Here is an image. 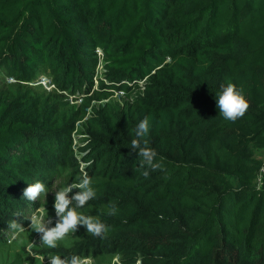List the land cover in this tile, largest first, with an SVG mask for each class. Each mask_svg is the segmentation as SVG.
I'll use <instances>...</instances> for the list:
<instances>
[{
    "label": "trees",
    "instance_id": "trees-1",
    "mask_svg": "<svg viewBox=\"0 0 264 264\" xmlns=\"http://www.w3.org/2000/svg\"><path fill=\"white\" fill-rule=\"evenodd\" d=\"M100 63L127 99L95 108L79 147L111 229L99 244L133 263L264 264V0H0V71L76 91ZM228 83L250 103L235 122L216 106ZM55 107L0 94V232L28 184L80 171L79 119ZM145 116L163 166L147 178L130 149Z\"/></svg>",
    "mask_w": 264,
    "mask_h": 264
},
{
    "label": "rangeland",
    "instance_id": "rangeland-1",
    "mask_svg": "<svg viewBox=\"0 0 264 264\" xmlns=\"http://www.w3.org/2000/svg\"><path fill=\"white\" fill-rule=\"evenodd\" d=\"M103 75L102 63H100L95 70L92 88L89 89V86H86L82 90L73 91L72 89L65 90L58 87L54 83L52 76L47 72L39 74L32 81H22L9 75L7 71H0V94L12 95L15 92H27L32 96L38 97L41 103L51 105L56 102L55 108L59 109L61 116L68 118L75 116L79 119L76 122L75 129L72 131V147L80 164L79 172L69 167L60 166L57 172L51 175V180L48 183L43 182L50 192L46 198L41 196L38 201L31 202L21 212V216L17 220L25 226L27 231L20 234L11 244L8 243L11 237V232L8 229L9 224L2 228L0 232V264H49L47 258L49 255H60L62 258L79 255L82 258H91L94 264H138V262L139 264H143L140 257L133 263L124 260L122 253L109 251L106 246L99 244L100 237H94L87 233L86 228L83 226L78 227L76 233L69 234L56 249H48L40 245L39 235L28 228V218L30 215L37 209L43 211L45 208L48 211L49 217L53 219L52 226H54V191L65 186L67 183L75 182V179L80 178L85 173L90 176L88 163L82 158L83 151L79 148L86 143L89 126L88 120L91 116L95 115V108L98 109L107 103L115 105L127 99L119 89L113 90V88H110L109 90V88H102L99 79H104ZM94 183L95 181L93 180V187ZM75 191L77 190L74 189L73 193L69 195H73ZM78 211H81L85 215L98 217L94 209H91L89 205Z\"/></svg>",
    "mask_w": 264,
    "mask_h": 264
},
{
    "label": "clouds",
    "instance_id": "clouds-1",
    "mask_svg": "<svg viewBox=\"0 0 264 264\" xmlns=\"http://www.w3.org/2000/svg\"><path fill=\"white\" fill-rule=\"evenodd\" d=\"M215 98L219 114L227 121L235 122L242 118L250 107V103L242 91L238 90L233 83L222 86L221 91L216 93ZM151 120L150 116H145L139 122L135 129L134 138L131 140L130 148L140 158L137 171L143 170L141 171V175L145 178L150 175V171L163 170L162 164L156 161L158 153L155 149L148 146V140L145 139L152 126ZM92 185V178L85 173L80 178L75 179V182L67 183L65 186L54 191V226H52L53 219L49 217L46 208L43 211L37 209L30 215L28 218V228L39 235L40 245L48 249H56L69 234L76 233L80 226L85 227L87 233L94 237H106L107 233L111 230L109 225L102 222L98 217L85 215L81 211H78L79 209H83L89 201L96 199L97 192ZM74 189L77 191L70 196L69 194L73 193ZM49 192V189L43 182L36 181L28 184L23 190V199L34 203L41 196L46 198ZM117 211L118 209L115 204H109L108 215H115ZM8 229L11 232V237L8 240L9 244L16 240L20 234L27 231L25 226L17 220L10 221ZM47 258L49 264H94L91 258H82L79 255L63 258L60 255H49Z\"/></svg>",
    "mask_w": 264,
    "mask_h": 264
},
{
    "label": "built area",
    "instance_id": "built-area-1",
    "mask_svg": "<svg viewBox=\"0 0 264 264\" xmlns=\"http://www.w3.org/2000/svg\"><path fill=\"white\" fill-rule=\"evenodd\" d=\"M263 178H264V165H263L262 170H261L259 181L261 182Z\"/></svg>",
    "mask_w": 264,
    "mask_h": 264
}]
</instances>
